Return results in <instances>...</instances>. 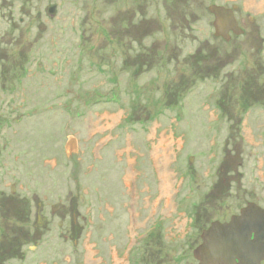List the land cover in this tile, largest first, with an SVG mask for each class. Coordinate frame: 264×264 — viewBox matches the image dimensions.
I'll return each mask as SVG.
<instances>
[{
	"label": "rangeland",
	"instance_id": "374dc122",
	"mask_svg": "<svg viewBox=\"0 0 264 264\" xmlns=\"http://www.w3.org/2000/svg\"><path fill=\"white\" fill-rule=\"evenodd\" d=\"M212 5L243 34L216 37ZM249 202L264 0H0V264H197Z\"/></svg>",
	"mask_w": 264,
	"mask_h": 264
},
{
	"label": "water",
	"instance_id": "95a60500",
	"mask_svg": "<svg viewBox=\"0 0 264 264\" xmlns=\"http://www.w3.org/2000/svg\"><path fill=\"white\" fill-rule=\"evenodd\" d=\"M55 5L47 8L54 16ZM233 8V10H235ZM209 12L214 16L215 36L226 41L230 35L243 34L234 11L212 5ZM58 204L53 211L61 208ZM43 222L40 223L42 225ZM201 243L193 250L197 264H262L264 262V208L249 202L226 222L214 221L200 235Z\"/></svg>",
	"mask_w": 264,
	"mask_h": 264
},
{
	"label": "trees",
	"instance_id": "16d2710c",
	"mask_svg": "<svg viewBox=\"0 0 264 264\" xmlns=\"http://www.w3.org/2000/svg\"><path fill=\"white\" fill-rule=\"evenodd\" d=\"M102 100H104V98ZM97 102L98 101H96V103ZM155 237H156V232H153L150 235H148V237L145 240H143V242L146 243L147 241H149V239H151V238L154 239ZM140 250H141V248L135 247V249L130 254V262H131V258H132V260H133L132 262L135 264H138L139 261H140L139 264H148V263L150 264L151 261L148 262V260H149L148 255L147 254L144 255L143 253H141ZM152 256H153V254L151 255V257ZM135 258H137V259H135ZM153 259H154V257H153ZM152 264H156V262L154 261V263L152 262Z\"/></svg>",
	"mask_w": 264,
	"mask_h": 264
},
{
	"label": "flooded vegetation",
	"instance_id": "af4514ba",
	"mask_svg": "<svg viewBox=\"0 0 264 264\" xmlns=\"http://www.w3.org/2000/svg\"><path fill=\"white\" fill-rule=\"evenodd\" d=\"M228 221V220H227ZM44 223H45V221H44Z\"/></svg>",
	"mask_w": 264,
	"mask_h": 264
}]
</instances>
